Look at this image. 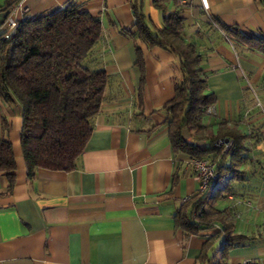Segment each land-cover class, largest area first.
<instances>
[{
  "label": "crops",
  "instance_id": "1",
  "mask_svg": "<svg viewBox=\"0 0 264 264\" xmlns=\"http://www.w3.org/2000/svg\"><path fill=\"white\" fill-rule=\"evenodd\" d=\"M68 1L19 0L11 12L18 21L34 19ZM77 1L101 23L96 66L108 75L104 100L75 167L39 168L30 179L20 146L21 107L0 97V139L10 143L16 165L11 187L0 171V264H228L264 258V54L236 38H218L221 31L212 22L264 38V0ZM5 2L0 0V9ZM134 7L154 30L163 28L164 12L180 11L182 36L203 55L206 92L215 97L213 112L202 117L207 132L225 123L249 135L241 167L246 180L232 182L234 194L200 193L190 158L174 153L161 107L174 96L180 62L127 35L135 31ZM11 12L0 11V29ZM184 137L192 140L190 132ZM205 196L207 215L201 222L193 218L200 227L186 234L177 212Z\"/></svg>",
  "mask_w": 264,
  "mask_h": 264
},
{
  "label": "trees",
  "instance_id": "2",
  "mask_svg": "<svg viewBox=\"0 0 264 264\" xmlns=\"http://www.w3.org/2000/svg\"><path fill=\"white\" fill-rule=\"evenodd\" d=\"M18 1L6 0L3 12L9 14ZM133 9L135 31L127 35L150 48L158 46L169 51L180 62L174 96L161 107L174 153L190 159H208L219 178L214 193L234 194L232 182L246 180V171L241 167L249 151L246 144L249 135L225 123L214 133L207 132L202 117L215 103V97L206 92L205 74L201 70L203 55L182 36L180 11L164 12L163 28L154 30L146 23L140 8ZM212 22L221 31L217 32L218 38H236L264 54V38L248 37L237 27ZM212 22H207V26H212ZM101 31L98 17L81 10L77 0H69L62 8L37 18L17 20L9 33L0 30V97L21 107L20 146L30 179L39 168L72 170L84 149L108 83L104 68L96 66V45ZM137 64L141 66L138 52ZM140 98L139 90L138 105ZM185 131L190 132L191 141L185 139ZM224 139H228L226 145L218 143ZM197 141L205 145L195 144ZM15 168L10 143L0 139V171L6 174L10 187ZM193 199L177 212L179 226L186 234L200 227L192 219L201 222L206 214L207 196ZM199 208V215L193 217L192 212ZM233 239L234 236L228 241Z\"/></svg>",
  "mask_w": 264,
  "mask_h": 264
},
{
  "label": "built area",
  "instance_id": "3",
  "mask_svg": "<svg viewBox=\"0 0 264 264\" xmlns=\"http://www.w3.org/2000/svg\"><path fill=\"white\" fill-rule=\"evenodd\" d=\"M18 8L21 9L22 13L26 11L25 7ZM16 22L17 18L15 17V12H11L0 30L9 33L16 27ZM256 106H261L258 100H256ZM206 112L212 113V108H208ZM218 143L226 145L224 141H219ZM188 163L193 169L194 176L198 181V191L203 194L211 193L216 188L219 181L214 164H212L208 159H190ZM200 211L201 208L193 211L192 216L197 217ZM228 264H264V258L258 257L251 260H240L238 262Z\"/></svg>",
  "mask_w": 264,
  "mask_h": 264
},
{
  "label": "water",
  "instance_id": "4",
  "mask_svg": "<svg viewBox=\"0 0 264 264\" xmlns=\"http://www.w3.org/2000/svg\"><path fill=\"white\" fill-rule=\"evenodd\" d=\"M5 9H6L5 7H2V8L0 9V11L3 12ZM224 142L227 143V142H228V139H224Z\"/></svg>",
  "mask_w": 264,
  "mask_h": 264
},
{
  "label": "rangeland",
  "instance_id": "5",
  "mask_svg": "<svg viewBox=\"0 0 264 264\" xmlns=\"http://www.w3.org/2000/svg\"><path fill=\"white\" fill-rule=\"evenodd\" d=\"M210 108V107H209ZM248 114V111H246V115ZM242 260H251V259H242Z\"/></svg>",
  "mask_w": 264,
  "mask_h": 264
}]
</instances>
